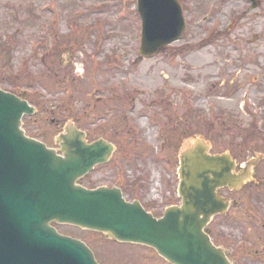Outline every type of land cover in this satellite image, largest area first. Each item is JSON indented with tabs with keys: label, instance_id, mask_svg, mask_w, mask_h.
<instances>
[{
	"label": "rangeland",
	"instance_id": "obj_1",
	"mask_svg": "<svg viewBox=\"0 0 264 264\" xmlns=\"http://www.w3.org/2000/svg\"><path fill=\"white\" fill-rule=\"evenodd\" d=\"M194 1L202 9L196 12L193 0H184L190 25L182 40L136 62L142 40L138 0H0V89L38 108L25 119L27 134L53 146L72 120L90 140L119 145L111 165L82 184L125 188L128 200H140L157 216L180 203L177 153L187 136L206 135L215 154L246 152L245 129L251 127H236L249 120L243 109L248 104L260 118L264 112L260 96L242 97L243 89L225 94L231 84L239 87L264 69V0L254 11L259 16L245 18L239 14L249 4L242 0ZM232 27L237 30L228 32ZM240 28L245 46L252 44L243 56L228 47ZM256 34L259 41L253 40ZM241 65L245 71L237 80L234 71ZM227 112L238 113L231 127L223 124ZM259 177V188L222 193L241 207L230 222L219 219L211 226L234 264H260L253 255L264 256V165ZM60 230L89 244L103 264H164L150 252L96 233Z\"/></svg>",
	"mask_w": 264,
	"mask_h": 264
},
{
	"label": "water",
	"instance_id": "obj_2",
	"mask_svg": "<svg viewBox=\"0 0 264 264\" xmlns=\"http://www.w3.org/2000/svg\"><path fill=\"white\" fill-rule=\"evenodd\" d=\"M138 10L140 58L182 37L185 22L177 0H139ZM35 113L24 98L0 90V264H100L86 243L61 234L56 225L152 247L171 264H233L206 229L234 204L221 190L239 192L259 183L261 156L237 173L229 153L213 155L204 136L189 138L179 156L182 206L157 219L139 201L127 202L120 188L81 185L96 166L110 161L114 146L105 140L88 143L71 121L56 137L60 148H49L23 129V118Z\"/></svg>",
	"mask_w": 264,
	"mask_h": 264
},
{
	"label": "flooded vegetation",
	"instance_id": "obj_3",
	"mask_svg": "<svg viewBox=\"0 0 264 264\" xmlns=\"http://www.w3.org/2000/svg\"><path fill=\"white\" fill-rule=\"evenodd\" d=\"M182 7H183V11L184 13H186L188 11V7L186 5V3H184V0H179ZM244 1L246 4H249V6L247 7V10L244 11L243 14H239L240 18H245L247 17L249 14H252L254 15L255 17L259 16L260 13L258 12H254L255 10H257L260 6V1H256V5H257V8L256 9H252V5H253V2L252 1H247V0H242ZM193 2L195 3V1L193 0ZM198 5H200L199 7H197ZM202 3L201 2H196L194 4V10L197 12V10L199 9H202ZM214 8L212 7L211 8V11H213ZM210 11V13H211ZM254 12V13H252ZM209 13V14H210ZM207 15V17L209 18L210 15ZM206 20V19H205ZM190 24L188 23L187 21V29H188V26ZM233 31L235 32L237 30V28L235 29L234 27L232 28H228L227 31ZM217 31V30H216ZM214 31V32H216ZM243 32L244 30L243 29H239V34L235 33V39L234 41H228V47L230 49V51H233V52H237L239 53V50H241V54L242 56L246 53V51L248 50V47L251 46L252 44L249 43V45H246L245 46V43H247V39H243L242 36L243 34L240 33V32ZM214 32L212 34H214ZM242 34V35H241ZM253 40H256V41H259L260 40V37L259 35H255L253 37ZM215 41V40H213ZM211 42V43H215V42ZM245 41V43L243 42ZM251 42V41H250ZM210 44V43H209ZM209 44L207 46H209ZM212 45V44H211ZM227 47V49H228ZM247 47V50L246 48ZM234 48V49H233ZM239 48V49H238ZM232 49V50H231ZM237 53V54H238ZM191 56V55H190ZM243 62V61H242ZM247 63V62H246ZM261 66V65H260ZM245 71V68L243 65L239 66L238 69H236L234 71V75L233 77H236L237 80L240 78L241 74ZM247 72H250L249 70H246ZM235 78V80H236ZM246 81H244L241 85H239V87L237 86H234L233 84H231L229 87H228V91L225 92L226 96H232V95H235L238 93V91L242 90L243 89V93H242V97H245V98H248V99H253V98H256V96H260V100L262 102H264V69L261 68L259 70V73L257 74H254L252 78L250 77H246ZM241 82V81H240ZM239 82V83H240ZM224 85V89L226 88V83H222ZM232 110V109H231ZM244 110V115L249 119V120H245L244 122V126H241V125H236V127H251V129H245L246 131V137H245V140H247L246 142V152L245 151H240L239 153L235 152V149L232 148V149H229L227 151H229L232 156L235 158L236 162L238 163L239 167H245L246 164L248 163L249 160L253 159L255 157L256 154H264V139H261L262 137L264 138V130H261L259 129V127H264V112L261 113L262 117L260 118L259 115L255 114L253 111H252V108L246 104V107L243 109ZM257 111V110H256ZM238 116V113L236 112H227L224 114L223 116V124L225 125L224 127H231V124L230 122H233ZM261 119V122L259 121V118ZM228 122V124H227ZM235 146H238V145H235ZM264 165V160L259 164L258 166V170H257V178L261 179L259 177V174H260V170L262 169V166ZM122 190L124 191V193L126 194L127 192L125 191V188H122ZM171 206H176V205H170V206H166L164 211L166 210V208L168 207H171ZM163 211V212H164ZM155 216H157L155 214ZM161 215H158L157 217H160ZM142 249V248H140ZM143 250L147 251V252H150L153 254V256L163 262L164 264H166L158 255L156 252H154L153 250H150V249H147V248H143ZM256 255H253L255 256L256 258H259L260 260L264 259V256H261L260 254L258 253H255ZM260 264H262V262H260Z\"/></svg>",
	"mask_w": 264,
	"mask_h": 264
}]
</instances>
